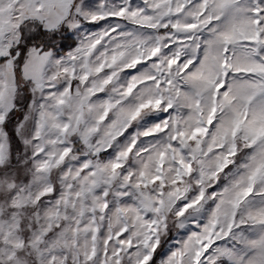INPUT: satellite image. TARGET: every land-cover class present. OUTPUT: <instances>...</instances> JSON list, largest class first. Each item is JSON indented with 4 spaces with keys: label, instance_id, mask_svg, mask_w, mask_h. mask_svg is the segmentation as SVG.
<instances>
[{
    "label": "snow or ice",
    "instance_id": "snow-or-ice-1",
    "mask_svg": "<svg viewBox=\"0 0 264 264\" xmlns=\"http://www.w3.org/2000/svg\"><path fill=\"white\" fill-rule=\"evenodd\" d=\"M0 264H264V0H0Z\"/></svg>",
    "mask_w": 264,
    "mask_h": 264
},
{
    "label": "rangeland",
    "instance_id": "rangeland-1",
    "mask_svg": "<svg viewBox=\"0 0 264 264\" xmlns=\"http://www.w3.org/2000/svg\"><path fill=\"white\" fill-rule=\"evenodd\" d=\"M137 2H139V0H137Z\"/></svg>",
    "mask_w": 264,
    "mask_h": 264
}]
</instances>
